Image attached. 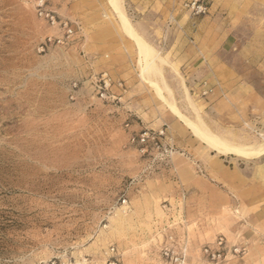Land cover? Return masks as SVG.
Here are the masks:
<instances>
[{
    "label": "rangeland",
    "instance_id": "obj_1",
    "mask_svg": "<svg viewBox=\"0 0 264 264\" xmlns=\"http://www.w3.org/2000/svg\"><path fill=\"white\" fill-rule=\"evenodd\" d=\"M38 1L0 0V264H169L170 235L189 264L220 237V264H264V154L171 108L264 145V0H121L147 59L109 0H46L55 25Z\"/></svg>",
    "mask_w": 264,
    "mask_h": 264
},
{
    "label": "built area",
    "instance_id": "obj_2",
    "mask_svg": "<svg viewBox=\"0 0 264 264\" xmlns=\"http://www.w3.org/2000/svg\"><path fill=\"white\" fill-rule=\"evenodd\" d=\"M46 0H39L37 3V13L39 17L47 20L52 25L57 23V19L55 14L47 8ZM194 16L205 15L208 12V8L201 2V0H192L187 5ZM64 36L57 38V44H64V40H70L76 34V28L73 25H69L68 23L63 24ZM48 42L52 43V38H48ZM45 47H42V51H44ZM112 86L111 80L106 76H102L99 81V95L101 98H106L107 94ZM163 134V133H162ZM160 134V135H162ZM150 136L148 133L142 134L138 139L133 138V143L142 144L145 146L149 141ZM154 139V137L152 138ZM147 150V148H145ZM123 203H127V201H123ZM228 250L224 238L220 237L217 242L213 246H205L201 249V253L205 258L212 264H220L224 262L228 253ZM161 257L165 260V262L169 264H189L188 262V254H189V243L188 240H184L183 242H178L177 239L170 235L166 238L165 244L162 246L160 250ZM233 254L235 257L239 255H244L245 251L241 248H234Z\"/></svg>",
    "mask_w": 264,
    "mask_h": 264
},
{
    "label": "bare ground",
    "instance_id": "obj_3",
    "mask_svg": "<svg viewBox=\"0 0 264 264\" xmlns=\"http://www.w3.org/2000/svg\"><path fill=\"white\" fill-rule=\"evenodd\" d=\"M120 1L121 0H109L110 4L113 6L117 14L119 15L125 31H127L136 40L138 47L140 49L139 51H141V53L146 56L145 59H147L149 56L154 54V50L147 44V42H145L141 37H139V35L135 33L130 21L123 12ZM145 62L147 65L146 68H144V71H146V69H149V62H147V60ZM171 108L178 116H180L187 123L189 128L195 134V136H197L198 138H200L201 140H203L208 145H210L211 147H213L222 154H226V155L235 154L238 156H242L244 158L259 157L264 154V145L256 149L255 147L242 148L237 146H231L228 143L219 139L218 137L209 133V131H206L205 129L201 128L198 124L189 122L179 113V111L173 105H171Z\"/></svg>",
    "mask_w": 264,
    "mask_h": 264
},
{
    "label": "crops",
    "instance_id": "obj_4",
    "mask_svg": "<svg viewBox=\"0 0 264 264\" xmlns=\"http://www.w3.org/2000/svg\"><path fill=\"white\" fill-rule=\"evenodd\" d=\"M260 198H261V195L258 196V199H260ZM252 262L255 263V261H252ZM259 263H260V261H259Z\"/></svg>",
    "mask_w": 264,
    "mask_h": 264
}]
</instances>
